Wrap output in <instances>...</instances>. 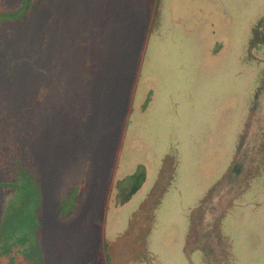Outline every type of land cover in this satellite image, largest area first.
Masks as SVG:
<instances>
[{
  "label": "rangeland",
  "instance_id": "obj_1",
  "mask_svg": "<svg viewBox=\"0 0 264 264\" xmlns=\"http://www.w3.org/2000/svg\"><path fill=\"white\" fill-rule=\"evenodd\" d=\"M0 183V224L38 188L0 264H264V0H34L0 23Z\"/></svg>",
  "mask_w": 264,
  "mask_h": 264
},
{
  "label": "trees",
  "instance_id": "obj_2",
  "mask_svg": "<svg viewBox=\"0 0 264 264\" xmlns=\"http://www.w3.org/2000/svg\"><path fill=\"white\" fill-rule=\"evenodd\" d=\"M3 0H0V23L9 22L17 20L23 17L30 9L34 0H20L19 5L10 10L4 11L1 9V4ZM145 173L144 168L142 166L138 167L137 170L131 174L123 178L122 180L117 182V188L121 191L122 203L129 200V198L140 188L142 182L144 181ZM2 184V183H0ZM22 194L21 195V203L11 207L7 212H4V216L2 218V223L0 224V253H6L9 250L8 239L12 240V235H9V232L13 234V227L15 226L16 230H20V233L25 231L23 228L28 223H32L34 216L36 215L35 209L38 207L37 202V186H33L29 189L26 186H21ZM34 192V193H33ZM82 192V185H79L71 190V192L61 201L59 206L60 216L63 219H67L77 205L78 198ZM34 207V208H33ZM17 209V213L13 212ZM34 209V210H33ZM20 216V228L18 229L17 222ZM16 218L17 222L14 221ZM14 221V222H13ZM32 227V226H31ZM12 229V230H9ZM18 240L20 241V249L23 247L35 248L34 244L28 245V240L24 237L20 239L15 238L16 245L19 247Z\"/></svg>",
  "mask_w": 264,
  "mask_h": 264
},
{
  "label": "crops",
  "instance_id": "obj_3",
  "mask_svg": "<svg viewBox=\"0 0 264 264\" xmlns=\"http://www.w3.org/2000/svg\"><path fill=\"white\" fill-rule=\"evenodd\" d=\"M68 218H69V217H68ZM68 218H67V219H68Z\"/></svg>",
  "mask_w": 264,
  "mask_h": 264
}]
</instances>
